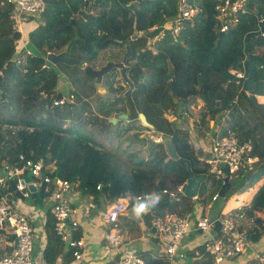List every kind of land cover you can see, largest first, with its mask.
<instances>
[{"label": "trees", "instance_id": "16d2710c", "mask_svg": "<svg viewBox=\"0 0 264 264\" xmlns=\"http://www.w3.org/2000/svg\"><path fill=\"white\" fill-rule=\"evenodd\" d=\"M188 1L196 8L194 14L181 21L175 35L165 32L155 39L148 28L173 16L176 0H43L39 21L27 32L28 43L37 53L20 50L18 58H10L20 32L9 18L11 4L0 0V112L4 115H0V169L20 167L23 159L42 158L53 165L49 174L76 182L82 194L92 198L100 195L105 204L129 196L126 207L134 206L130 200L134 195L157 193L161 200L152 210L182 215L190 210L191 199L181 195L171 198L168 191L186 177L182 160L197 175L204 173L205 164L194 156L187 131L177 128L175 121L165 119V110L176 113L181 101L186 103L196 94L204 105L198 116L200 124L205 125L209 119L219 120L227 111V127L238 140H250L252 147H264V138L254 136L257 124L248 128L246 122V117L251 116L264 119L262 106L254 98L256 94L264 95V0H247L246 11L223 32L218 31L215 19L214 5L218 0ZM258 18H262L261 22ZM258 26L263 34L256 33ZM133 27L145 32L129 40ZM66 44L67 54L78 62L72 65L60 62L51 67L45 56L60 52ZM127 47L130 53L123 65L133 84L130 97L136 111L144 115L147 126L137 118L108 121L129 110L124 95L128 84L119 80L115 85L108 82L111 71L101 79L110 96L97 98L93 106L88 100L94 92L95 79L85 74L83 66L96 69L92 63L102 50H114L113 55L119 61ZM69 49L73 51L71 55ZM74 51L84 56L76 57ZM59 71L71 81L72 92L80 102L54 103ZM235 71L242 76H235ZM239 109L246 113L244 117ZM64 118L78 122L63 126ZM82 122L114 134L113 142L125 138L127 148L133 147L135 140L140 144L146 142L144 137L133 135V131L151 129L170 137L177 157L170 158L162 142L150 139L141 156L130 150L123 154L113 151L112 143L103 149L85 132ZM224 131L225 128L221 133ZM103 152L106 160L97 161L94 157ZM250 171L237 177L239 185L244 184ZM4 189L8 187L0 188V195ZM251 206L264 208V184L253 194ZM261 228L249 238H259ZM45 235L41 257L45 263H52L61 238L53 230L49 210ZM79 235L76 228L70 238L77 239ZM141 256L143 264H166L148 253Z\"/></svg>", "mask_w": 264, "mask_h": 264}, {"label": "built area", "instance_id": "2783aa9c", "mask_svg": "<svg viewBox=\"0 0 264 264\" xmlns=\"http://www.w3.org/2000/svg\"><path fill=\"white\" fill-rule=\"evenodd\" d=\"M11 4V13L17 18L28 19L29 16H37L43 9V0H4ZM247 0H218L214 5L215 19L218 23V31H226L229 25L237 20V16L246 11ZM176 12L168 17L159 25L152 26V29L158 28L154 35L155 39L160 38L165 32L175 35L183 20L190 18L196 8L188 0H176ZM262 18H258L261 22ZM149 29V30H152ZM257 33L263 34L259 26ZM139 31L130 39L134 40L140 35ZM150 40H148V43ZM236 76H242L241 72L235 71ZM264 86V82H263ZM61 99V98H60ZM59 102H62L59 101ZM225 113L223 117H225ZM223 118L216 123L215 131L211 135L208 152L209 156L204 160L206 169L200 180L204 182H215L213 188L215 191L211 194V199L218 196L217 187L223 183L225 176L227 181H233L240 171L250 169L254 164L255 156L251 152V144L248 140H238L234 133L221 127ZM226 165V171L223 166ZM48 164L39 159H23L20 167H13L5 175H0V188L8 187V179L14 181L15 190L21 198L29 195L24 180L23 170H26L28 182L32 185H38L43 182V191L50 200V212L53 216V230L61 239L66 238L69 226H76L75 219L72 218L73 212L70 205L69 192L71 183L68 179L59 177L55 174H49ZM219 182V183H218ZM98 187V185L96 186ZM183 184L178 185L175 191H168L169 196L175 197L181 193ZM218 190V189H217ZM163 192H166L163 190ZM197 195V194H196ZM148 197L147 193H138L130 200L134 204L136 200H144ZM17 199H20L17 197ZM129 196L108 203L102 214L106 230L103 233V251L104 253H113L116 256L115 264H141L139 255L131 250H121V235L117 230V220L119 215L127 206ZM145 215L148 216L149 226L154 228L157 237H161L163 244L164 259L170 260L172 256H181L180 239L189 230L205 234L202 243L207 256L214 264H219L222 260L237 256L243 253L247 245V239L243 232L237 229L235 222V213H229L216 219H209L197 213L194 216L178 215L175 213L158 214L150 210ZM214 220H218V231L213 235ZM0 227H10L9 232L12 235V248L8 254L0 257V264H50L40 261H34L31 257L33 249V228L28 215L12 200L6 198L2 193L0 195ZM14 244V245H13ZM68 244L74 247L72 256L74 259L80 258L78 251L79 239H69ZM262 264H264V247L259 252L254 253Z\"/></svg>", "mask_w": 264, "mask_h": 264}, {"label": "crops", "instance_id": "0c3cea01", "mask_svg": "<svg viewBox=\"0 0 264 264\" xmlns=\"http://www.w3.org/2000/svg\"><path fill=\"white\" fill-rule=\"evenodd\" d=\"M39 16L40 14H38L31 20H27L24 26L21 27L22 30L19 31V29L17 28L20 32L19 40L22 39V41L25 42V45L22 42L21 45H24L25 51L30 54H36L37 52L28 43L27 32L38 23ZM36 19L37 22L34 25V21ZM254 98L257 103L261 104L264 112V95L256 94L254 95ZM184 110L185 109L173 114L174 116L172 115V117L175 118V126L177 128L184 129L187 131L188 143L191 144L190 146L193 149L194 156L197 160L205 164L204 160L209 156L208 146L211 135L215 131L216 123L219 122L221 118H223L221 127L229 129V127H227L228 124H226V118H229L228 112H224L226 114L225 117L222 116L219 120L209 119L204 125L203 123L200 124L198 122V119H188V112ZM168 112L171 114L170 111ZM242 112L243 111L241 110V115ZM248 141L250 142V140ZM250 144L252 147L251 142ZM251 152L254 154L256 161L250 169H243L242 171H240L235 177V179L240 174L241 176H243L245 170H251L250 173H252L249 178H252L253 176H255L254 173H257V181L261 179V185H263L264 182L262 183V181L264 179V147H252ZM207 153L208 156H206ZM254 165L255 167L258 166V168L252 170V167ZM48 167L49 168L47 170H49L50 172V170H52L53 168V165L48 164ZM4 168L5 169H0L1 175H5L6 172H9L13 167H9L6 169V166H4ZM25 175L29 176L28 174ZM235 179L233 180L234 182H236ZM184 181L181 184H184ZM213 185L214 184L212 182H204V184H202V182L200 181L196 191L197 195L195 194V196H185L181 192L178 193L175 197H170L176 198L181 195L191 199L192 203L190 210L185 212L181 216H194L199 213L202 216L208 217L206 215L208 214L206 213L207 208L210 207L213 201H215L219 197L218 195L215 199H211V194L215 191ZM261 185H259L258 187H260ZM220 186L221 185L217 187L218 190ZM217 189L216 191L218 192ZM169 191L173 192L175 191V189L173 188ZM45 196H43V198H46ZM27 197L30 198L31 204H34L32 203L30 193ZM69 197L70 205L73 210L71 216L73 219H75L76 226L68 227V229L66 230L67 236L64 239H60L61 243L56 247L52 255V263L50 264H109V262H111V264H115L116 256H114V254L110 252L104 253L102 247L103 233L106 230L105 223L102 219V214L105 209V206L108 203L105 204L103 198H100V195L98 197L92 198V196L89 194H82L78 190L76 182L74 184H71ZM252 197L253 194H251V199H249L248 202H244L243 204H237L235 207H233V205H229L226 211L224 209L222 210V208H220L216 213H211L209 211V219H216L220 216L229 213H235V222L237 225V229L243 232L245 236H248H246L248 242L243 253H239L237 256L234 257L225 258L219 264H261V262L256 257H254V253L259 252L264 247V224L262 221V219H264V208H253L252 206H250V203L252 202ZM13 198L17 197L12 196L10 200H13ZM43 198L37 200L34 206L12 201L14 204H17L22 210H24L30 219L33 228V249L31 252V257L34 258V261L38 260L40 262H43L41 254L46 244V212L50 208V202L45 204L44 202H42ZM250 209H252V211ZM244 215L250 216L249 219L251 220V224L248 223L247 225L246 223L247 226H243L244 229H242L240 224H237V219H243ZM149 225V219L146 218L144 214L140 217H136L134 212L129 209V207H126L124 211L119 215L117 220V230L121 235L120 249L131 250L136 252L142 260L141 264H143V258L141 256V253H148L152 256L160 257L164 262H166V264H214L211 259L207 256L206 251L203 247L202 241L204 237H206V235L195 232L194 230H189L181 237L179 244L180 251L182 252L181 256H172L170 260L164 259V257L162 258L161 256L164 252L163 244L158 240L159 237L155 235L154 230H152ZM76 228L80 232V235L78 237V251L80 252L79 259L73 258L71 253L74 247L70 248V245L68 244L70 235ZM260 228L261 231L259 238H257L256 240L250 239L249 235L255 231L260 230ZM9 230L10 227H0V257L5 254H8L11 251L13 239Z\"/></svg>", "mask_w": 264, "mask_h": 264}, {"label": "rangeland", "instance_id": "374dc122", "mask_svg": "<svg viewBox=\"0 0 264 264\" xmlns=\"http://www.w3.org/2000/svg\"><path fill=\"white\" fill-rule=\"evenodd\" d=\"M9 18H10L11 23L14 26V28H16V29L18 28L19 31H20V30H22L21 27L24 26V24L27 22V20L33 19L34 16H29L28 19L26 20L25 18H21V17L17 18V17H15L13 15V13L10 12ZM36 22H37V19L34 21V25L36 24ZM152 26H154V25H152ZM152 26L151 27L148 26L149 27V28L147 27L148 30L152 29ZM135 28L136 27H133V30H132L133 32H130L129 40H131L130 38L133 35L137 34L138 31H139V33H144L145 32L144 30H139V29H135ZM145 30H147V29H145ZM19 39L15 42L14 49H13L12 54L10 55V58H18V56L20 55V50H22V52H24V50H25V47H24L25 42H23L22 39L21 40H19ZM148 40H150V39H148ZM21 42L24 43V45H21ZM21 48H23V49H21ZM112 48L115 50V47H112ZM105 50H107V49H105ZM114 50H112V51H104V50L99 51L98 55L95 58V63H92L95 66V67L94 66L93 67L98 69L100 66L104 65L106 63V61H107L106 55H110L111 54L110 56H111L112 60L113 61H117L118 60L117 57L115 55H113V54H116V52ZM68 51L70 52V55L73 53V51H71L70 49ZM75 51H74V54L76 55V57L79 56L80 58H82L84 56L83 53L75 52ZM47 62L51 65V67H55L56 66V64L53 65L49 61H47ZM77 62H78V60L75 63H77ZM72 64H74V63L68 64V65H72ZM83 64H84V62L81 65H83ZM80 67H82V66H80ZM83 70H84V66H83ZM109 71H111V73H110L109 76H107L108 82H111V83L113 82L112 84L115 85L116 80H119V82H121L122 84H126L125 81L122 80L123 78L119 77L120 75H119V72H118V70L116 68H112ZM144 74H145V72H144ZM103 75H105V74H103ZM91 80L94 81V78H91ZM104 83H106V82H104ZM99 84L101 86L100 87H95L94 88V92L91 93L89 95V97H88V100L90 101L91 106H93L96 103V99L97 98H103V97H109L110 96L106 92V89H105V86H104L103 82L100 81ZM13 86L14 85H12V87ZM73 88H74V86L71 83V81L67 78V76L63 72L59 71V74H58V77H57V80H56L55 90H56V94H57V91H59V92H62V95L60 96L61 99L60 98H58V99L56 98L54 100V103H56V102L57 103H62L63 101L80 102L81 100H77L75 95H74V93L72 92ZM87 91H89V90H87ZM61 100H62V102H59ZM183 107L188 112V119H190V118L192 119L193 118V120H195V119H198L199 113L202 110V108L204 107V105H203L202 100L199 98V96L194 94L190 99H188V101L186 103H183V105H180V107H178V109H175L176 113L181 111V110H183ZM168 111H169V109H167V110H165L163 112V116L165 117V119L169 120V121L170 120H174L175 121V118L172 117V115L175 114V113L171 112V114H170ZM239 111H240V109H239ZM240 113H241V111H240ZM245 114H246L245 112H242L243 117L245 116ZM0 115L2 117L4 116V115H2L1 112H0ZM83 116L85 117V114H83ZM64 119L65 120L63 122V126H67L68 124H75V123L78 122L77 120H71L70 118H64ZM258 119H259V117H258ZM258 119L253 117V116L246 117L247 127L250 128V127H253L255 124H257V126H256L257 130H256L254 136L262 137L261 139H263L264 138V125ZM131 120H136V119H131ZM83 122L81 123V126L82 125L84 126L85 132L87 134H89L90 137H92L96 142H99L103 149L105 148L104 146L107 143L108 144L112 143L114 145V147H111V148H113V151H118V152L122 151V154H123V152L127 153V151L130 150V152H132L133 154H134V151H135L136 155H138V156L144 155L145 151H146V148H147V144H149V139L150 140H154V141L156 140L158 142H162L163 143V141H162V136L163 135H161L159 132L153 131L151 129L142 128L140 130L133 131V135L137 134V135H139V137H144L146 142L144 144H140V143H138V140H135V141H133L135 143L133 145V147L129 146L127 148L126 144H125L126 143V139L125 138H123V137L120 138V139H123V140H118L119 141L118 143L117 142H113L116 139L114 134H112L110 132H107L105 129L101 128L100 126H98V129H96V128H92L89 124H83ZM133 135L129 136L128 138H131ZM163 146H164V144H163ZM108 149H106V150H108ZM206 156H208V153H207ZM106 157H107L106 153L103 152V153L97 154L94 158L97 161H102V160H106ZM135 159H136L135 156H133L132 157V161H134ZM259 167H261V166H259ZM255 168H258V166L255 167V165H254L252 167V170H254ZM251 173L247 176V178L245 179L244 184L242 186L238 184V181H237L238 178H237L236 179L237 184L231 186L230 188H228L223 196H219L215 201H213L212 205L207 208V212L206 213H208V214H206V215L208 217H210L209 216V211L211 213L212 212L216 213L220 208H222V210L224 209L226 211V209H227V207L229 205H233V207H235L237 204H243L244 202H248V200L251 199L250 198L251 194H254L255 191L258 189L257 187L259 185H261V179H259L257 181V176H256L257 173H254L255 176H253L252 178H249ZM263 182H264V179H263L262 183ZM45 197L47 199L43 198L42 202L47 204L48 202H50V200H49V198L47 196H45ZM12 201L18 202V203H23V204H29L31 206H34V204H31V200L28 197H25L24 199L13 198ZM129 209H131L133 211V205L132 204L129 206ZM250 210L252 211V209H250ZM249 217L250 216L244 215L243 219H240V220L237 219V224H240L242 229H244L243 226H247L248 223L251 224V220L249 219ZM246 223H247V225H246ZM155 235H156V233H155ZM158 240L162 243L161 237H159Z\"/></svg>", "mask_w": 264, "mask_h": 264}, {"label": "water", "instance_id": "95a60500", "mask_svg": "<svg viewBox=\"0 0 264 264\" xmlns=\"http://www.w3.org/2000/svg\"><path fill=\"white\" fill-rule=\"evenodd\" d=\"M69 0H65V2H68ZM74 13V12H73ZM80 13V12H79ZM69 23H71L69 21ZM74 30V29H73ZM261 31H263L262 28H260ZM158 31L157 29H154L151 34L155 35ZM76 36L75 30H74V37ZM67 44L65 46H63L62 50L58 53H48L45 56V59L47 61H49L51 64H57V63H65V64H71V63H75L77 61V58L75 57H71L67 54ZM130 53V50L127 47V50L125 51V53L123 54V56L121 57V59L119 61H113L110 57H107V61L104 65H102L100 68L98 69H92L90 67H88L87 65L84 66V72L86 73L87 76H89L90 78H94L95 79V86L96 87H100L101 85L99 84L102 78V75L105 72H108L109 70H111L112 68H116L119 72V75L124 79V81L128 84V88L125 90L124 95L127 101V104L129 106V110L128 112H122L116 115V117H110L108 118V121L111 123H115L117 121V119H134L137 118L140 123L142 125H149L144 117V115L141 112H137L134 104L132 102V99L130 97V90L132 88V83L131 81L126 77L125 71L127 69V67L125 65H123V61L124 58ZM244 65V64H243ZM61 93L59 91H57L56 94V98H60ZM180 105H183V102L181 101L179 103ZM259 120L261 121V123L264 125V119L262 117H259ZM162 141L164 144V148L165 151L167 153V155L170 158L175 159L177 157V154L173 148L172 142L170 140L169 136H162ZM182 164L183 167L185 168V172H186V177H185V181L183 184V191L182 194L185 196H195L197 188H198V184L200 182V180L202 179V175L200 174H193L191 172V170L188 167V164L186 161L182 160ZM224 171H226V165L223 166ZM26 170H23V174L25 175ZM27 177L24 178L23 182H26ZM223 183L221 184L219 190H218V195L219 196H223L226 192V190L228 188H230L231 186L235 185L234 181H227L225 176L222 179ZM9 182V190L8 191H3L2 193L6 196V198L10 199L12 196H16L19 197L20 199H22L20 193L15 190V185H14V181L12 179H8ZM26 188L30 193V197L32 198V203H36L37 200L43 198L44 196V192H43V182H40V184L38 186L36 185H32L30 183L26 184ZM219 228V222L218 220H214V225H213V235L218 231ZM152 230H154L153 227H151ZM247 236V235H246ZM248 237V236H247ZM14 245V244H13Z\"/></svg>", "mask_w": 264, "mask_h": 264}, {"label": "clouds", "instance_id": "9594fccd", "mask_svg": "<svg viewBox=\"0 0 264 264\" xmlns=\"http://www.w3.org/2000/svg\"><path fill=\"white\" fill-rule=\"evenodd\" d=\"M154 29H157V28H154ZM154 29H152L151 30V32L154 30ZM256 33H257V31H256ZM233 73H235V72H233ZM236 76V75H235ZM238 77V76H237ZM61 93V95H62V92H60ZM22 174H23V172H22ZM26 174V173H25ZM1 175V174H0ZM201 175V174H200ZM23 177L25 178V177H27V180H26V182H24V183H26L27 184V182H28V176L27 175H24L23 174ZM26 184H25V186H26ZM40 184V183H39ZM38 184V185H39ZM38 185H36V186H38ZM5 191H8L9 190V185H8V189H4ZM3 190V191H4ZM44 192V191H43ZM45 194V193H44ZM46 195V194H45ZM160 200H161V196L159 195V194H157V193H152L150 196H148L146 199H144V200H136V202H135V204H134V206H133V212H134V214H135V216L136 217H140V216H142L143 214H145V213H147L148 211H150L152 208H154V207H156L158 204H159V202H160Z\"/></svg>", "mask_w": 264, "mask_h": 264}]
</instances>
